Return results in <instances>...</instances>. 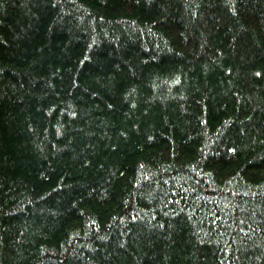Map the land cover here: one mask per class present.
Returning a JSON list of instances; mask_svg holds the SVG:
<instances>
[{"label": "trees", "instance_id": "1", "mask_svg": "<svg viewBox=\"0 0 264 264\" xmlns=\"http://www.w3.org/2000/svg\"><path fill=\"white\" fill-rule=\"evenodd\" d=\"M0 264H264V0H0Z\"/></svg>", "mask_w": 264, "mask_h": 264}]
</instances>
